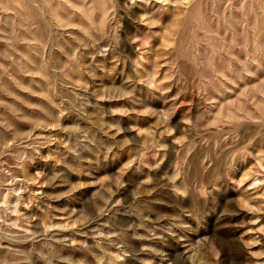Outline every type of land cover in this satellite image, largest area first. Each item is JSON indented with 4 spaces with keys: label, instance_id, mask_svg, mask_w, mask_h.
<instances>
[{
    "label": "rangeland",
    "instance_id": "obj_1",
    "mask_svg": "<svg viewBox=\"0 0 264 264\" xmlns=\"http://www.w3.org/2000/svg\"><path fill=\"white\" fill-rule=\"evenodd\" d=\"M0 264H264V0H0Z\"/></svg>",
    "mask_w": 264,
    "mask_h": 264
},
{
    "label": "bare ground",
    "instance_id": "obj_2",
    "mask_svg": "<svg viewBox=\"0 0 264 264\" xmlns=\"http://www.w3.org/2000/svg\"><path fill=\"white\" fill-rule=\"evenodd\" d=\"M26 2V1H25ZM30 5V4H29ZM27 7H29V6H27ZM29 10V9H28ZM34 13V12H33ZM29 14V13H28ZM32 16V15H31Z\"/></svg>",
    "mask_w": 264,
    "mask_h": 264
}]
</instances>
